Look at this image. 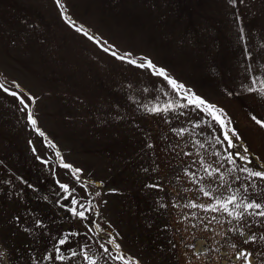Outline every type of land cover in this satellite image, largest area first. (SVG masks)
Returning a JSON list of instances; mask_svg holds the SVG:
<instances>
[{
	"label": "rangeland",
	"instance_id": "374dc122",
	"mask_svg": "<svg viewBox=\"0 0 264 264\" xmlns=\"http://www.w3.org/2000/svg\"><path fill=\"white\" fill-rule=\"evenodd\" d=\"M53 2L39 0L38 5H32L20 0H0V73L9 80H17L38 97L34 112L39 125L60 145L66 160L105 179L108 187L121 190L107 194L104 212L123 232L126 248L139 253L144 264H172V257L159 248L166 236L158 229L168 218L153 210L157 190L143 188L146 174L141 167L150 163L142 151L143 135L131 123L130 108L125 109L124 119L116 120L112 115L116 103L122 108L126 104L117 83L136 80L140 72L115 60L70 28ZM66 3L69 15L78 24L115 43L121 53L132 50L134 55L149 54L211 100L228 104L226 108L251 149L264 159V129L250 123L248 116L252 111L264 112V101L237 87L244 78L243 46L238 39L237 22L225 0H66ZM5 4L12 7L3 8ZM246 5H240V10L250 37V49L256 54V63H264V48L260 47L264 40V0H246ZM31 6H40L38 13ZM15 15L33 21L38 17L39 22L49 17L51 23L41 24L43 32L39 39L22 40L24 34L17 33L14 24L8 23L12 20L9 16ZM222 83L237 94L226 96L220 88ZM5 116L0 115V160L4 161L0 165V179L11 178L19 184L16 176L23 175L46 189L49 186L44 178L46 170L35 160L27 144L32 135L43 155L42 138L26 125L23 115ZM137 122L145 129H155L157 124L148 119ZM7 168L15 175L8 173ZM173 171L178 169L162 166L160 175H167L172 186L178 188ZM25 203L37 213L49 218L53 215L55 206L36 200L29 189ZM18 209L22 211L18 200L0 199V235L7 238L6 243L22 248L28 242L26 236L10 235L9 220ZM147 220H154L151 228L147 227ZM185 227L190 229L189 225ZM184 235L188 241L193 235L211 239V233L199 227Z\"/></svg>",
	"mask_w": 264,
	"mask_h": 264
},
{
	"label": "snow or ice",
	"instance_id": "6c2138e0",
	"mask_svg": "<svg viewBox=\"0 0 264 264\" xmlns=\"http://www.w3.org/2000/svg\"><path fill=\"white\" fill-rule=\"evenodd\" d=\"M225 2L243 46L244 78L237 87L264 101V63L255 61L240 10V5L247 7L246 0ZM54 4L70 28L140 72L136 80L117 83L126 104L122 108L116 103L112 115L124 119L125 109L130 108L131 123L143 135L142 151L150 160L147 167H141L146 174L143 188L157 190L153 210L168 218L158 229L166 236L160 251L172 257V264H264V159L253 152L226 106L151 55H134L132 50L121 53L115 43L78 24L69 15L66 0H54ZM260 47L264 48V40ZM220 88L226 96L237 94L227 84ZM0 91L18 101L15 106L26 125L42 138L43 155L32 135L27 144L46 170L49 184L43 189L23 175L16 176L19 184L11 178L0 179V199L18 200L22 209L11 215L10 235L22 234L28 240L21 248L0 235V264H144L139 253L126 248L123 232L104 212L107 194L121 190L66 160L60 145L39 125L34 113L38 97L31 90L3 77ZM248 116L250 123L264 129V112L252 111ZM141 119L157 121L156 128H141L137 122ZM162 166L178 169L172 177L178 188L167 175H160ZM7 171L13 173L11 168ZM26 189L36 200L55 206L51 218L27 206ZM153 223L146 221L149 228ZM185 225L192 231L199 227L210 232L211 239L193 235L188 241L184 233L190 229Z\"/></svg>",
	"mask_w": 264,
	"mask_h": 264
},
{
	"label": "crops",
	"instance_id": "0c3cea01",
	"mask_svg": "<svg viewBox=\"0 0 264 264\" xmlns=\"http://www.w3.org/2000/svg\"><path fill=\"white\" fill-rule=\"evenodd\" d=\"M38 1L39 0H20V2L22 4L24 2H27V4L32 3V5H34V4L38 5L37 4ZM5 6H6V8H11L12 7L10 4H5L3 6V8ZM31 7H33V6H31ZM39 7L40 6L33 7L31 10L34 13H38ZM9 17L12 20L9 21L8 23L14 24L13 25L14 30L17 31V33L24 34L23 36L20 37L22 40H36V39H39L40 38V34L43 32V26H41V24H50L51 23L49 17H43V21L40 20V22L38 21L40 18H38L36 16H35L36 19L34 21L32 19H28V18H26L24 16H19V15L9 16ZM46 18H47V20H46ZM38 23H39V27L38 28L35 27V26L33 27V25L38 24ZM30 25H31V27H30ZM29 34H31V35H29ZM32 43H33V45L36 46V42H32ZM3 77H5V76L0 73V78H3ZM4 98L7 99V100L4 101L3 100ZM17 104H18V101H16L15 98L9 96L8 94L2 93V91H0V115H4V116L5 115H23L22 113H20L17 110V108L15 106ZM222 105L228 107V104L227 105L226 104H222Z\"/></svg>",
	"mask_w": 264,
	"mask_h": 264
}]
</instances>
